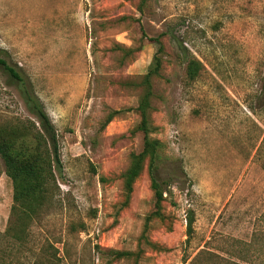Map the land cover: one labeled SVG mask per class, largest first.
<instances>
[{"label":"rangeland","instance_id":"obj_1","mask_svg":"<svg viewBox=\"0 0 264 264\" xmlns=\"http://www.w3.org/2000/svg\"><path fill=\"white\" fill-rule=\"evenodd\" d=\"M156 58L157 214L149 159L127 177ZM0 59L31 83L61 161L28 226L0 157V264H264V0H0ZM31 120L0 65V128Z\"/></svg>","mask_w":264,"mask_h":264},{"label":"trees","instance_id":"obj_2","mask_svg":"<svg viewBox=\"0 0 264 264\" xmlns=\"http://www.w3.org/2000/svg\"><path fill=\"white\" fill-rule=\"evenodd\" d=\"M159 42V39H156ZM163 50V47L160 49ZM156 67L147 76V91L141 100L137 111L140 113L141 122L137 128L144 135V147L141 153L133 154L132 165L127 172V177H137L145 169V160L149 159V173L152 180V189L155 194L157 212L165 201V190L156 177V162L163 145L160 141L150 137L152 132L149 109L152 96L150 77L158 74L160 60L155 59ZM2 65L16 81L25 101L27 109L38 120L21 123L14 127L0 128V157L6 168L7 176L14 186V202L12 215L17 219H25L27 225L34 221V217L43 214L46 201L53 203L51 192L57 186L56 170L60 169L59 142L56 130L46 113L43 104L33 90L31 83L20 73L0 59ZM200 71L197 61L189 62L188 75L194 80ZM115 111L110 114L108 123L118 115ZM194 218L189 214L188 228L193 232ZM12 229V227L10 228Z\"/></svg>","mask_w":264,"mask_h":264}]
</instances>
